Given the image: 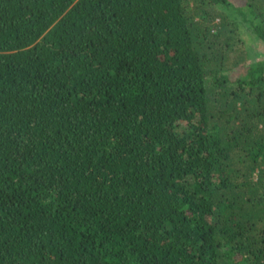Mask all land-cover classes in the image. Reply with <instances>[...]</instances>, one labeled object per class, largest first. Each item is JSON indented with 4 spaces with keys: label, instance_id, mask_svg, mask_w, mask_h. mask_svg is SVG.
<instances>
[{
    "label": "trees",
    "instance_id": "16d2710c",
    "mask_svg": "<svg viewBox=\"0 0 264 264\" xmlns=\"http://www.w3.org/2000/svg\"><path fill=\"white\" fill-rule=\"evenodd\" d=\"M238 2L0 0V264H264Z\"/></svg>",
    "mask_w": 264,
    "mask_h": 264
},
{
    "label": "rangeland",
    "instance_id": "374dc122",
    "mask_svg": "<svg viewBox=\"0 0 264 264\" xmlns=\"http://www.w3.org/2000/svg\"><path fill=\"white\" fill-rule=\"evenodd\" d=\"M231 1H234V0H231ZM238 1H240V0H235L236 3H239ZM243 36H245V38L247 39L249 44L252 46V49L256 52V54L253 58V61L263 60L264 46L260 42L256 43V41H254V39H252V37H250V35L247 33ZM257 53H259V55H257ZM260 55H262V56H260Z\"/></svg>",
    "mask_w": 264,
    "mask_h": 264
}]
</instances>
